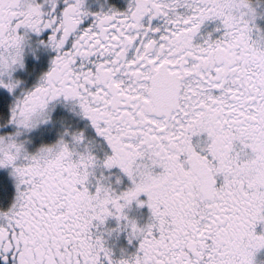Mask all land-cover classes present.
<instances>
[{
	"label": "snow or ice",
	"instance_id": "obj_1",
	"mask_svg": "<svg viewBox=\"0 0 264 264\" xmlns=\"http://www.w3.org/2000/svg\"><path fill=\"white\" fill-rule=\"evenodd\" d=\"M262 252L264 0H0V264Z\"/></svg>",
	"mask_w": 264,
	"mask_h": 264
},
{
	"label": "flooded vegetation",
	"instance_id": "obj_2",
	"mask_svg": "<svg viewBox=\"0 0 264 264\" xmlns=\"http://www.w3.org/2000/svg\"><path fill=\"white\" fill-rule=\"evenodd\" d=\"M109 242L116 245L117 248L127 245V240L124 234L111 237ZM263 254L264 252L261 253V258H264Z\"/></svg>",
	"mask_w": 264,
	"mask_h": 264
},
{
	"label": "rangeland",
	"instance_id": "obj_3",
	"mask_svg": "<svg viewBox=\"0 0 264 264\" xmlns=\"http://www.w3.org/2000/svg\"><path fill=\"white\" fill-rule=\"evenodd\" d=\"M263 256H264V254H263Z\"/></svg>",
	"mask_w": 264,
	"mask_h": 264
}]
</instances>
